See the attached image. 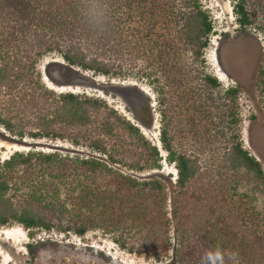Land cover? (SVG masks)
<instances>
[{
	"label": "trees",
	"instance_id": "obj_1",
	"mask_svg": "<svg viewBox=\"0 0 264 264\" xmlns=\"http://www.w3.org/2000/svg\"><path fill=\"white\" fill-rule=\"evenodd\" d=\"M90 6L99 22L85 14ZM233 14L264 41V0H234ZM212 32L199 0H0V128L105 158L12 154L0 162V228L100 231L121 251L164 264L173 221L175 264H201L216 248L238 253V264H264V171L240 142L238 87L223 89L205 71ZM50 54L152 88L161 149L176 170L171 219L161 180L121 172L160 170L159 149L103 99L47 89L37 66ZM258 89L264 97V68Z\"/></svg>",
	"mask_w": 264,
	"mask_h": 264
},
{
	"label": "rangeland",
	"instance_id": "obj_2",
	"mask_svg": "<svg viewBox=\"0 0 264 264\" xmlns=\"http://www.w3.org/2000/svg\"><path fill=\"white\" fill-rule=\"evenodd\" d=\"M213 26L210 43L204 53L205 71L221 83L223 89L238 87L235 111L242 148L253 156L264 171V97L259 93L260 68H264V41L255 30L242 32L233 14L234 0H199ZM41 83L60 93L98 97L110 108L137 126L161 155V169L121 172L138 179L156 177L164 183L168 195L167 212L171 219V197L176 170L169 164L159 142V114L152 88L146 81L130 77L107 79L68 66L58 55L44 57L37 66ZM58 153L70 158L105 160L85 147H74L65 141L18 140L0 128V162L16 153ZM36 183V178H32ZM18 183V182H17ZM19 186V192L28 190ZM174 222L171 221L169 258L164 264H175ZM30 246L31 248H28ZM0 264H156L149 255L121 251L107 235L89 231L83 237H65L56 232L29 231L19 224L0 228Z\"/></svg>",
	"mask_w": 264,
	"mask_h": 264
},
{
	"label": "clouds",
	"instance_id": "obj_3",
	"mask_svg": "<svg viewBox=\"0 0 264 264\" xmlns=\"http://www.w3.org/2000/svg\"><path fill=\"white\" fill-rule=\"evenodd\" d=\"M85 14L96 22H99L100 12L97 7L90 6L85 10ZM210 257H214L219 264H238V253L226 252L223 249H212L206 251L201 257V264H209Z\"/></svg>",
	"mask_w": 264,
	"mask_h": 264
}]
</instances>
